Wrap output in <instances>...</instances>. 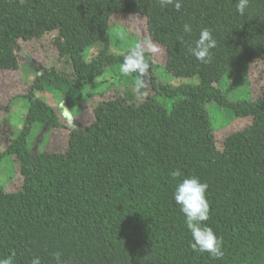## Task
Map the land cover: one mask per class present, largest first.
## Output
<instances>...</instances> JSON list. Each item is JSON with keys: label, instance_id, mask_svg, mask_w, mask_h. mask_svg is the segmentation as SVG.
<instances>
[{"label": "trees", "instance_id": "obj_1", "mask_svg": "<svg viewBox=\"0 0 264 264\" xmlns=\"http://www.w3.org/2000/svg\"><path fill=\"white\" fill-rule=\"evenodd\" d=\"M236 5L182 0L177 11L157 0H0V69L20 67L19 41L45 15L53 18L54 44L71 67L52 66L35 77L24 94V125L0 151V168L5 160L8 173L19 171L22 181L19 189L0 186V257L15 251V264H30L33 256L56 264L60 251L67 264H264V97L231 99L222 87L236 68L264 60V0H250L243 16ZM116 13L146 16L152 39L167 48V69L188 80H160L153 56L146 77L155 94L139 102L127 88L102 100L94 120L71 131L65 152L43 145L35 152L46 124L64 126L55 94L85 96L84 88L100 83L108 67L126 84L141 78L122 74L127 52L112 50ZM185 23L191 34L183 33ZM205 27L217 40L208 64L188 52ZM96 44L87 59L85 52ZM211 103L232 109L235 117L254 118L230 134L223 149ZM177 169L182 175L171 177ZM192 175L208 182L205 223L224 239L222 258L190 247L174 192Z\"/></svg>", "mask_w": 264, "mask_h": 264}, {"label": "rangeland", "instance_id": "obj_2", "mask_svg": "<svg viewBox=\"0 0 264 264\" xmlns=\"http://www.w3.org/2000/svg\"><path fill=\"white\" fill-rule=\"evenodd\" d=\"M112 50L115 53H126L137 43L145 41L154 42L159 51L154 54L155 62L158 64L155 69L156 76L167 83L178 84L188 79L178 78L166 67L168 53L165 45L152 39L148 28L146 16L142 14L116 13L112 17ZM24 32L23 38L19 41L20 67L18 69H0V151L5 149L16 128L24 125L27 116L28 104H24V94L30 88L35 77L52 66L58 68L71 67L64 63L59 56V51L54 44V38L58 35L53 18L45 15L36 19L33 26V34ZM39 34V35H35ZM90 47L85 52L87 59H90L96 51ZM146 85L137 88L136 83L120 82L119 75L111 68L101 77L100 83L96 86L88 85L84 88V95L80 94L69 99L51 96L56 101L55 107L60 120L64 126L43 130L37 137L34 151L39 147L46 148L52 152L63 153L68 149L71 131L73 129H84L95 118V106L102 100L112 99L124 95L127 88H131L136 95V100L144 101L148 96L155 94L152 80L144 77ZM222 87L231 99H258L264 97V60L256 59L249 64H243L235 69V73L222 83ZM50 97V95H48ZM58 98H57V97ZM86 97V98H85ZM215 128L216 143L220 149L224 148L227 137L235 131L246 128L254 122L252 116L235 117L232 109L220 107L213 103L208 105ZM27 107V108H26ZM9 164L5 160L1 162L0 186L5 185L7 189L21 188L22 181L19 171L9 172ZM13 167V165H12ZM14 180H11V177Z\"/></svg>", "mask_w": 264, "mask_h": 264}, {"label": "clouds", "instance_id": "obj_3", "mask_svg": "<svg viewBox=\"0 0 264 264\" xmlns=\"http://www.w3.org/2000/svg\"><path fill=\"white\" fill-rule=\"evenodd\" d=\"M23 3L24 0H21ZM161 7L173 6L177 11L182 7V0H157ZM250 5V0H237L236 10L243 16ZM192 25L185 23L183 33L191 34ZM178 41L184 42L183 36ZM217 47V40L214 38L213 30L205 27L201 29L194 46L188 47V52L198 61L204 64L213 60L212 50ZM159 51L158 46L152 41L137 43L123 57L121 72L124 75L133 73L141 78L136 81L137 88L146 85L144 79L149 74L154 54ZM173 178H179L182 173L179 169L169 173ZM208 182L202 181L199 176L192 175L183 178L176 185L174 200L180 207L185 218V224L191 235L190 247L194 252L208 253L211 257L219 259L224 257V239L218 235L206 221L210 218V202L207 198ZM16 253L13 251L6 257H0V264H15ZM56 264H67L62 258V253H54ZM30 264H42L39 256H33Z\"/></svg>", "mask_w": 264, "mask_h": 264}, {"label": "water", "instance_id": "obj_4", "mask_svg": "<svg viewBox=\"0 0 264 264\" xmlns=\"http://www.w3.org/2000/svg\"><path fill=\"white\" fill-rule=\"evenodd\" d=\"M48 126H49V124H46V126H45L44 130H45V129H47V128H48Z\"/></svg>", "mask_w": 264, "mask_h": 264}]
</instances>
